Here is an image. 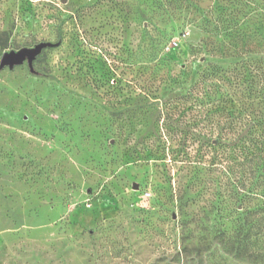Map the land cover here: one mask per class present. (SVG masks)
Returning a JSON list of instances; mask_svg holds the SVG:
<instances>
[{
    "label": "rangeland",
    "instance_id": "obj_1",
    "mask_svg": "<svg viewBox=\"0 0 264 264\" xmlns=\"http://www.w3.org/2000/svg\"><path fill=\"white\" fill-rule=\"evenodd\" d=\"M65 1L0 0V57L55 44L0 70V264H264L192 114L163 121L234 0Z\"/></svg>",
    "mask_w": 264,
    "mask_h": 264
},
{
    "label": "trees",
    "instance_id": "obj_2",
    "mask_svg": "<svg viewBox=\"0 0 264 264\" xmlns=\"http://www.w3.org/2000/svg\"><path fill=\"white\" fill-rule=\"evenodd\" d=\"M257 1H228L214 19L225 39L202 41L206 55L180 71L173 81L179 91L162 102L167 125L177 120L174 114H192L193 164L221 175L220 193H233L227 203L244 209L243 241L254 230L264 238V0Z\"/></svg>",
    "mask_w": 264,
    "mask_h": 264
},
{
    "label": "water",
    "instance_id": "obj_3",
    "mask_svg": "<svg viewBox=\"0 0 264 264\" xmlns=\"http://www.w3.org/2000/svg\"><path fill=\"white\" fill-rule=\"evenodd\" d=\"M61 2L65 3L66 1L61 0ZM53 46H55V44L50 42H40L35 44L33 47H23L17 51L5 52L0 57V70L4 68L11 70L16 66L26 63L29 71L34 73L35 71L32 66L33 61L42 52V50ZM134 189H137L136 184L134 185Z\"/></svg>",
    "mask_w": 264,
    "mask_h": 264
}]
</instances>
